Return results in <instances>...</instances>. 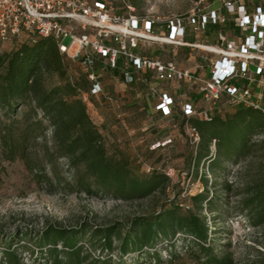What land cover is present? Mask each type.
Masks as SVG:
<instances>
[{
    "label": "trees",
    "instance_id": "1",
    "mask_svg": "<svg viewBox=\"0 0 264 264\" xmlns=\"http://www.w3.org/2000/svg\"><path fill=\"white\" fill-rule=\"evenodd\" d=\"M128 1L139 6L138 0ZM204 1L210 3L214 0ZM117 4L123 7L120 1L115 2V5ZM238 5H242L245 13L251 16L257 7L264 9V0H238L233 10H229L223 0H219V6L214 11L221 14L222 19L213 21L206 15L205 21L201 23L202 12H198V24L189 21L183 23V40L222 47L227 45V41L240 44L245 38V30L236 20ZM156 26L162 27L160 35L170 33L171 29L166 23L151 22L150 29ZM9 41H13L11 46L0 50V108L7 112L9 117L1 141L9 152V157L14 158L16 153L23 151L29 139L45 136L48 126L51 128V147L46 146L45 151L50 155L67 157V165L73 171L71 183L78 189L88 193H108L120 198L145 197L156 189H165L170 181L165 170L152 168L148 172L137 173L133 170L129 158L107 152L102 133L91 120L86 102L82 98V93H86L91 101L94 100L93 95H99L103 100L111 102L122 92L121 88L125 89L129 85L133 87L136 84L143 86L152 77L160 78L154 70L137 67L124 53H118L113 64L101 54L95 53L93 69L102 91L94 93L91 90L92 82L87 78L85 70L82 66V70H70L68 59L78 61L60 52L53 37L23 34ZM105 41L117 45L109 37H106ZM137 44L138 42L135 45L129 43V50L134 53L133 48ZM161 44L163 52L165 43ZM151 46L152 43L137 54L161 58L159 48L151 50ZM174 46L176 53L170 54L171 59H174L173 55H183L186 58L189 52H192L198 58L197 68L192 71L193 75L210 77L209 62L200 55V50L188 44ZM200 68H207L208 72L200 74ZM125 72L131 75V80L125 78ZM52 77H55L54 81H50ZM182 80L184 79L177 81ZM115 82L120 83L118 91L114 89ZM188 82L192 90L185 91L182 100L202 108L204 104L201 103L203 100L199 80ZM226 83L241 86L246 85L247 80L235 75ZM251 87L254 88V85ZM173 100L168 114L158 110L162 116L181 118L183 128L187 121L197 127L200 138L194 153L191 154L195 173L198 172L200 164L203 166L206 163L207 168L215 171L223 167L222 163L225 161H239L241 155H246L254 144L255 134L263 135L257 141L264 148V90L259 107L229 103L225 101V93L221 92L212 106L209 118L185 115L174 97ZM22 106L26 108L21 116L17 117V110ZM140 108L146 112L145 106ZM122 113L118 112L117 115L121 116ZM29 118L31 120L27 122ZM22 120L26 122L20 127ZM46 156L48 155H44V159L51 161V158ZM202 177L206 188L188 196L191 206L185 208L181 201L169 198L157 210L133 216L124 231L115 224L92 226L85 221L79 222L74 228L47 224L39 232L35 257L44 259L43 264H111L110 256L91 257L88 252L82 250L80 239L87 235L90 243L96 242L101 249L109 252L113 249L114 239L119 241L120 255L115 264H123V254L128 251H135L137 254L146 251L150 261H159V254L152 249L156 240L162 238L168 242V237L179 232L183 239L190 243L189 253L194 264H235L228 250L216 252L210 241L207 220L201 211L204 206L214 211L218 208V201L214 194L209 193L205 172ZM53 179L56 180V177ZM229 186V182L224 183V187ZM245 186L246 194L241 198L238 209L244 212L249 223L261 225L264 223V177L259 176L247 182ZM169 255L178 257L174 251ZM138 261L139 259L136 260ZM3 263L22 264L10 247L3 250V260L0 264Z\"/></svg>",
    "mask_w": 264,
    "mask_h": 264
},
{
    "label": "rangeland",
    "instance_id": "2",
    "mask_svg": "<svg viewBox=\"0 0 264 264\" xmlns=\"http://www.w3.org/2000/svg\"><path fill=\"white\" fill-rule=\"evenodd\" d=\"M138 1L139 6L130 2L134 6L131 12L138 16L137 30L149 34L150 37L143 39L154 41V44L166 42L175 45L152 36H160L159 30L162 28L156 26L150 30L152 19L159 24L172 21L178 26L198 12L206 13L219 6V0L210 3L204 0ZM116 6L119 13L127 14L124 6ZM64 41L68 42V38ZM12 42L0 40V50L10 47ZM143 48L146 45L139 43V49ZM177 58L185 60L183 55ZM68 62L71 71L82 70L78 62L70 59ZM54 80L55 77L50 79ZM133 87L137 91L145 90L139 84ZM120 90L122 92L111 102L93 95L94 100L85 101L88 114L99 127L109 154L129 158L137 173L148 172L152 168L165 170L170 177L165 189H156L145 197L137 198H120L108 193H88L78 189L71 183L73 171L67 165V157L50 155L45 151L46 146L51 147V128L48 126L45 136L29 139L24 150L11 158L1 141L9 117L0 108V261L3 260L4 248L10 247L22 264H43L44 259L35 257V250L39 232L47 224L74 228L79 222L85 221L92 226L115 224L124 231L133 216L153 212L169 198L181 201L182 206L187 208L191 206L188 196L206 188L202 177L205 172L209 193L214 194L218 201V208L214 211L205 206L201 211L206 217L214 250H228L235 264H264V223L252 225L244 212L238 209L241 198L246 194L247 182L259 176L264 177V148L257 141L263 135L253 136L254 144L246 155H241L239 161H225L223 167L215 171L207 168L206 163L203 166L200 164L195 173L191 154L196 144L189 140L181 118L155 119L151 114L146 115L140 108V101H133V89L129 91V86H126ZM149 100L152 101V98L149 97ZM25 108L22 106L17 110V117L21 116ZM118 112L123 113L118 116ZM30 120L27 119V122ZM23 122L26 120L20 122V127L24 126ZM211 146H214L213 143ZM44 155H48L51 161L44 159ZM225 182L230 183L229 188L224 187ZM167 239L168 242L158 238L152 248L159 254V261H150L146 251L138 254L128 251L123 254V264H194L189 253L190 243L179 232ZM80 243L83 245L82 250L91 257L110 256L111 264H115L120 255L117 239H114L110 252L101 249L96 242L90 243L87 235L80 239ZM172 251L178 257H170Z\"/></svg>",
    "mask_w": 264,
    "mask_h": 264
},
{
    "label": "built area",
    "instance_id": "3",
    "mask_svg": "<svg viewBox=\"0 0 264 264\" xmlns=\"http://www.w3.org/2000/svg\"><path fill=\"white\" fill-rule=\"evenodd\" d=\"M117 1L126 8V15L114 11ZM237 1L223 0V3L229 10H233ZM133 9L134 6L128 0H108L107 5L102 6H94L89 0H0V40L6 41L23 34L53 37L60 52L81 64L87 78L92 82L91 90L94 93L102 91L93 69L94 54H101L113 64L117 54L124 53L137 67L150 68L160 78L170 81L199 80L204 106L197 108L181 99L179 106L185 115L209 118L212 106L221 92L225 93V101L229 103L261 106L263 90H253L251 84L257 81L264 86V9L257 7L249 16L242 5H238L236 20L245 30V38L240 44L227 41V45L222 47L183 40V24L176 26L172 21L166 23L171 29L168 35H152L175 44H188L200 50V55L209 62L211 74L207 78L194 76L190 68L179 66L174 59L163 60L130 51L129 43L135 45L138 38L150 37L149 34L137 30L138 16L131 12ZM196 15H192L189 22L196 24ZM206 15L213 21L222 19L221 14L211 9L201 14V23L205 21ZM151 21L154 22L153 19ZM106 37L111 38L117 45L107 43ZM65 38H68V42L64 41ZM124 75L127 80L132 79L128 72ZM235 75L244 77L247 84L237 86L226 83ZM82 98L87 101V94L82 93ZM173 102V96L162 91L158 95L156 108L163 114H168ZM184 130L189 140L197 144L200 136L195 124L187 121ZM212 143L214 144V139Z\"/></svg>",
    "mask_w": 264,
    "mask_h": 264
},
{
    "label": "crops",
    "instance_id": "4",
    "mask_svg": "<svg viewBox=\"0 0 264 264\" xmlns=\"http://www.w3.org/2000/svg\"><path fill=\"white\" fill-rule=\"evenodd\" d=\"M90 3L94 6H102V5H107L108 0H89ZM114 11L117 12V6L115 5L114 7ZM119 13V11L117 12ZM121 14V13H120ZM154 29V28H153ZM150 29V30H153ZM161 34V30H159V35ZM145 41V42H144ZM138 44L137 46H135L133 48V51L135 54H137L140 49H139V43H142V45H146L147 47L152 43L151 46V50L154 49L155 47H158V52H160L161 54V59L166 60L169 59L170 54H175L176 49L174 45L168 44L166 42L164 44V50L162 52V48L160 47L162 44V42H156L157 44H154V41L152 42H148V40H144L143 38H138ZM168 51V53L166 52ZM174 60L176 61L177 64H179L182 67H188L190 68L191 71H194L197 68V64H198V58L192 53L189 52L188 56L185 58V60L182 59H178L176 57V55H173ZM129 64H131L129 62ZM208 72V69H202L200 68V74H205ZM254 85V88H252L253 90H264V86L261 85L260 82L254 81L252 83ZM251 84V85H252ZM200 86V84H199ZM143 87H145V90L142 91L140 90H136L135 87H132L131 85H129V91H131L130 89H133L134 94L132 95L134 97L133 100L135 101H140L141 106H145V111H146V115L151 114V116L155 119H160L162 117H168V116H162L160 115L159 110L156 108V103L158 102V95L159 93H161L162 91H166L168 94H170L171 96H173L175 98V102L176 104L179 106V103L182 99V97L184 96V92L185 91H189L192 90V87L190 85V82H188V80L184 79L180 82H178L177 80H165L162 78H156L153 77L150 80H148L145 85H143ZM120 88V83L119 82H115L114 84V89L115 91H118ZM131 95V93H130ZM137 96L139 98H137ZM149 97L152 98V101L149 100ZM200 101V100H199ZM198 101V102H199ZM201 103L204 104V102L201 101ZM154 121H152L153 123ZM146 126L141 127V129H144Z\"/></svg>",
    "mask_w": 264,
    "mask_h": 264
}]
</instances>
